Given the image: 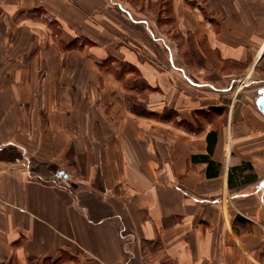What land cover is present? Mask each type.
I'll return each instance as SVG.
<instances>
[{"label":"crops","instance_id":"obj_1","mask_svg":"<svg viewBox=\"0 0 264 264\" xmlns=\"http://www.w3.org/2000/svg\"><path fill=\"white\" fill-rule=\"evenodd\" d=\"M263 88L264 0H0V264H264Z\"/></svg>","mask_w":264,"mask_h":264},{"label":"trees","instance_id":"obj_2","mask_svg":"<svg viewBox=\"0 0 264 264\" xmlns=\"http://www.w3.org/2000/svg\"><path fill=\"white\" fill-rule=\"evenodd\" d=\"M214 133H209L208 137ZM210 150V148H209ZM20 159V154L16 151L15 148L2 149L0 151V161L4 162H15Z\"/></svg>","mask_w":264,"mask_h":264},{"label":"water","instance_id":"obj_3","mask_svg":"<svg viewBox=\"0 0 264 264\" xmlns=\"http://www.w3.org/2000/svg\"><path fill=\"white\" fill-rule=\"evenodd\" d=\"M256 105L260 113L264 116V88H263L261 96L257 98L256 100ZM259 184L261 187H264V179H262Z\"/></svg>","mask_w":264,"mask_h":264}]
</instances>
